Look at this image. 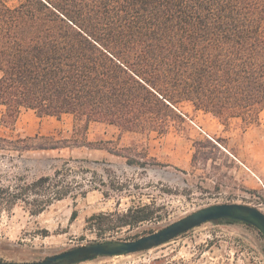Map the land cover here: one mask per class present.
Masks as SVG:
<instances>
[{
    "label": "trees",
    "instance_id": "obj_1",
    "mask_svg": "<svg viewBox=\"0 0 264 264\" xmlns=\"http://www.w3.org/2000/svg\"><path fill=\"white\" fill-rule=\"evenodd\" d=\"M185 105L225 127L260 123L264 0H0L1 123L13 130L24 110L74 120L70 139L0 137L2 155L86 147L147 168L156 160L90 142L91 124L165 136L190 119ZM76 162L63 160L53 176L24 186L0 185V206L23 202L40 215L56 202L85 197L93 182L74 176ZM158 211L140 203L88 223L101 231L137 227Z\"/></svg>",
    "mask_w": 264,
    "mask_h": 264
},
{
    "label": "rangeland",
    "instance_id": "obj_2",
    "mask_svg": "<svg viewBox=\"0 0 264 264\" xmlns=\"http://www.w3.org/2000/svg\"><path fill=\"white\" fill-rule=\"evenodd\" d=\"M184 110L190 119L185 125L176 124L165 136L91 124L87 133L90 142H105L118 150L132 148L124 154L156 160L147 168L130 165L125 157L106 150L86 147L0 153V185L5 188L53 176L63 160L77 161L74 176L93 182L85 197L56 202L40 215H32L23 202L12 208L0 206V259L38 262L88 244L136 241L215 205L243 204L264 213V115L259 124L249 126L233 121L224 126L228 132H221L218 123H211L210 138L193 123L204 127L205 114L194 113L190 105H185ZM1 116L0 108V137L5 139H70L74 134V120L69 115L60 120L39 118L24 110L13 130L1 123ZM250 129H256V135L243 137ZM209 141L219 149L197 144ZM205 153L213 159H204ZM140 203L155 204L159 209L157 219L111 231L97 230L88 223L95 215L126 212ZM75 212L77 217L72 219ZM84 264H264V238L246 224L207 223L153 250Z\"/></svg>",
    "mask_w": 264,
    "mask_h": 264
},
{
    "label": "water",
    "instance_id": "obj_3",
    "mask_svg": "<svg viewBox=\"0 0 264 264\" xmlns=\"http://www.w3.org/2000/svg\"><path fill=\"white\" fill-rule=\"evenodd\" d=\"M233 221L257 229L264 238V213L243 204H222L201 209L168 227L136 241H107L76 247L38 262H8L0 264H84L98 258H117L143 253L166 245L178 237L207 223Z\"/></svg>",
    "mask_w": 264,
    "mask_h": 264
},
{
    "label": "crops",
    "instance_id": "obj_4",
    "mask_svg": "<svg viewBox=\"0 0 264 264\" xmlns=\"http://www.w3.org/2000/svg\"><path fill=\"white\" fill-rule=\"evenodd\" d=\"M264 115V111L262 112V114H261V118H262V116ZM212 121H211V120ZM200 130H201V132L204 134V135H206V136H208V137H210V138H212V135H211V130L208 128V125H210L211 123H218L220 126H221V132H224V131H226L225 130V127L219 122V121H217V120H215V119H213V118H211L210 116H208V115H205V117H203V125H204V127H200V126H198L195 122H193ZM211 125H213V124H211ZM217 131H218V127H217V130L215 131L216 133H217ZM226 132H228V130L226 131ZM256 132H257V130L255 129H250V130H246L243 134V137H246V138H248V137H250V136H254V135H256Z\"/></svg>",
    "mask_w": 264,
    "mask_h": 264
}]
</instances>
